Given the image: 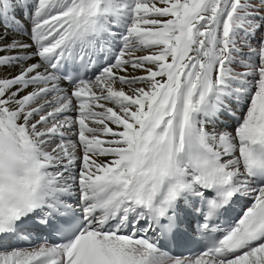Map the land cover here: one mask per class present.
Here are the masks:
<instances>
[{
  "label": "snow or ice",
  "instance_id": "snow-or-ice-1",
  "mask_svg": "<svg viewBox=\"0 0 264 264\" xmlns=\"http://www.w3.org/2000/svg\"><path fill=\"white\" fill-rule=\"evenodd\" d=\"M0 264H264V0H0Z\"/></svg>",
  "mask_w": 264,
  "mask_h": 264
}]
</instances>
